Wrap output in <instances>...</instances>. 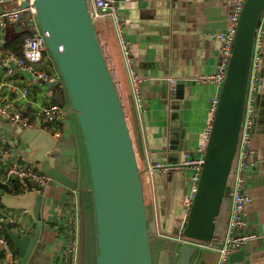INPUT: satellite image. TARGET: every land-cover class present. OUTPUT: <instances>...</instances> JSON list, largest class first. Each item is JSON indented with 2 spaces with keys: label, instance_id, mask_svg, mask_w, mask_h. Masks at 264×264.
I'll list each match as a JSON object with an SVG mask.
<instances>
[{
  "label": "crops",
  "instance_id": "0c3cea01",
  "mask_svg": "<svg viewBox=\"0 0 264 264\" xmlns=\"http://www.w3.org/2000/svg\"><path fill=\"white\" fill-rule=\"evenodd\" d=\"M235 1L140 0L121 3L124 37L135 58L134 68L144 79L138 93L134 92L131 83L116 24L111 18L101 19L97 24V32L125 109L139 164L144 171L143 176H146L144 193L152 240L158 237L177 242L176 251L184 239L183 226L191 210L188 201L195 186L193 178L196 174L194 169L180 165L185 154L194 153L204 141L210 121L211 98L221 92L216 82L205 79L216 76L223 65V42L218 34L226 35L229 31ZM19 4L5 1L0 6L8 11L18 8ZM14 26L9 24L5 28ZM259 28L262 45L257 114L252 137L254 153L245 184L252 201L244 211V231L260 235L264 233V18ZM3 29L0 30V102H14L23 114L32 116V128H37L41 122L38 114L41 107L57 102L58 85L50 86L38 81L26 71L17 70L14 76L7 75L3 60L8 54L15 53L14 47L20 36L11 39L13 31L10 29L7 35ZM46 56L42 67L55 68L52 58ZM178 83L184 85L180 110L182 135L178 148L172 150L171 97L176 90L173 84ZM24 87L30 90L27 101L21 95ZM69 107L65 105V119L59 137L60 154L56 162L61 171L78 182V189L72 190L52 182L43 202L41 235L27 264H66V260L70 264H77L78 252L74 259L68 251L71 248L74 252L77 240L81 241L80 201L83 194L91 192L84 147ZM17 128V124L0 117V179L4 176L5 168L27 160L24 157L27 146L17 134ZM149 157L168 164L169 172L158 171L151 175L147 164ZM1 207L6 210L0 217L3 227L0 232L5 237L8 235L11 239L9 231L17 236L34 235L35 220L31 214L9 209L3 204ZM231 207L232 199L229 198L223 204L217 220V241L226 238ZM7 213L14 217L13 224L5 221ZM11 245L12 255L0 249V264L18 263L20 250L14 242ZM170 259V253L163 251L157 264H171ZM217 260L216 251H205L194 264H217ZM229 264H264L262 241L258 238L242 250L234 251Z\"/></svg>",
  "mask_w": 264,
  "mask_h": 264
},
{
  "label": "water",
  "instance_id": "95a60500",
  "mask_svg": "<svg viewBox=\"0 0 264 264\" xmlns=\"http://www.w3.org/2000/svg\"><path fill=\"white\" fill-rule=\"evenodd\" d=\"M30 7L37 28L27 29L28 21L23 15L14 27L3 30L7 35L10 29L13 31L11 39L19 37L25 30L34 36L41 33L62 78L87 162L95 217L96 262L154 264L144 171L97 32L100 20L92 17V5L88 0H23L18 8ZM28 13L26 10V15ZM263 18L264 0H246L197 192L183 226V237L191 242L180 244L176 264H194L203 252L214 251L201 244L212 243L216 238L217 219L224 199L231 197L232 166L244 117L255 39ZM173 87L176 90L171 97L170 147L176 150L182 135L180 110L184 85L178 83ZM17 134L27 146L24 157L37 165L39 171L52 182L78 189V182L57 167L60 138L43 128L41 122L37 128L19 125ZM49 188L41 194L13 195L0 191V203L9 209L27 211L35 220L32 237L17 236L9 231L20 250L17 264L28 263L39 241L43 226L42 207Z\"/></svg>",
  "mask_w": 264,
  "mask_h": 264
},
{
  "label": "built area",
  "instance_id": "2783aa9c",
  "mask_svg": "<svg viewBox=\"0 0 264 264\" xmlns=\"http://www.w3.org/2000/svg\"><path fill=\"white\" fill-rule=\"evenodd\" d=\"M5 1H16L21 3L23 0H0V4ZM88 1L92 5L91 14L95 20L98 21L104 18H111L116 24L122 41L123 55L129 68L131 83L134 92L138 93V90L144 79L136 72L134 68L135 58L131 55L129 44L124 37L123 21L120 14V4L140 0ZM245 2L246 0L235 1L234 11L230 15L231 27L229 31L226 33V35L218 34V37L223 42V65L216 76L205 79L216 82L220 89H222L223 83L225 81L229 62L233 54L237 25ZM26 10L29 11L27 15ZM23 15H25V18L28 21L27 29L37 28V21L33 15V8L30 7L28 9L17 8L16 10H3V12L0 13V30L9 24L19 23L22 20ZM261 45L262 32L259 28L257 30L254 44L244 117L240 130L237 151L232 166L233 184L230 197L232 199V207L228 222L227 235L222 241H217L215 238L212 243L201 244L205 248H209L217 252V264H229V258L234 251L242 250L253 240L258 238L262 241L264 247V233L259 235L244 231L246 226L244 211L247 204L252 201L251 197L246 192L245 184L247 172L251 166L250 160L254 153L252 147V137L255 125V117L257 114V100L260 86L259 62ZM46 55H49V52L43 35L41 33H39L37 36L30 34V36L24 40L21 53L19 55L16 53L8 54L3 60V65L7 67L8 76H14L17 73V70H20L21 72L26 71L33 75V77L38 81L51 83L53 85L55 84L58 85V87L63 88L64 85L59 72H57L54 68L45 69L42 67V64H44V62L47 60ZM171 82L174 83L173 80ZM220 94L211 98L209 106L210 121L204 141L199 144L194 153L187 152L185 154L184 161L180 165L183 168H191L196 171V174L193 178L195 186L188 201V207L190 209L193 205L200 174L205 163L208 140L219 106ZM21 95L23 99L27 101L29 99L30 90L27 87L22 88ZM38 114L40 116L42 127L47 129L53 136L59 138L61 135L60 128L63 120L65 119V107L58 102H52L48 105L42 106ZM0 117L24 128H32L34 125L32 122V116L23 117L22 110L19 109L14 102H0ZM147 164L148 172L151 175L158 171L167 173L170 170V166L168 164L155 161L151 157L148 158ZM0 184L6 186L18 185L22 189L23 193L35 192L41 194L46 188L51 187L52 180L47 175L39 171L35 164L28 160H22L15 162L5 168L4 176L2 179H0ZM4 212H6V210L0 206V217L4 215ZM4 218L7 223L13 224L14 217L12 215L7 213L6 217ZM2 229L3 227L0 223V231ZM182 242L191 241L184 238ZM0 249L7 255L13 254L12 245L2 232H0ZM68 253L71 257L74 256L73 249L69 248Z\"/></svg>",
  "mask_w": 264,
  "mask_h": 264
},
{
  "label": "trees",
  "instance_id": "16d2710c",
  "mask_svg": "<svg viewBox=\"0 0 264 264\" xmlns=\"http://www.w3.org/2000/svg\"><path fill=\"white\" fill-rule=\"evenodd\" d=\"M28 36H30V33L28 32V30H25L20 35V37L16 41L17 43L15 44V47H14L16 54L19 55L21 53L24 40ZM49 56H50V54H49ZM53 63L55 65L54 60H53ZM54 69L58 72L56 65H55ZM62 83H63V81H62ZM56 92H57L56 101L58 103H60L61 105H63L64 107H65V105L70 106L69 96H68V93H67L66 89L64 88V86H63V88L57 87ZM26 116L27 115L23 114V117H26ZM0 191L6 192L9 194H13V195L23 193L22 189L18 185L6 186V185L0 184ZM228 200H229V198L224 199L223 204L226 203ZM0 206H2V204H0ZM80 207L82 210L81 222H82L83 232L81 233L80 251H78L77 264H97V262H96L97 252H96L95 217H94L93 197H92L91 193L82 195V198L80 201ZM215 236L217 237L216 234H215ZM6 238H7V240H9L10 243L13 244V241L8 237V235H6ZM177 245H178L177 242H172L169 240H165V239L155 237L152 240L154 264H157V262L160 258V254L163 251H168V253H170V256H171V259H170L171 264H176L178 257H179L178 250H179V246H180L179 245L177 247V251H176ZM66 264H70V261L66 260Z\"/></svg>",
  "mask_w": 264,
  "mask_h": 264
},
{
  "label": "rangeland",
  "instance_id": "374dc122",
  "mask_svg": "<svg viewBox=\"0 0 264 264\" xmlns=\"http://www.w3.org/2000/svg\"><path fill=\"white\" fill-rule=\"evenodd\" d=\"M145 177L146 176H143V182H144V186H145V190H146V180H145ZM71 244H73V243H71ZM74 247H75V249H74V254H73L74 256H73V258L75 259V256H76L77 252L80 251V242L78 240H77V243L74 245Z\"/></svg>",
  "mask_w": 264,
  "mask_h": 264
}]
</instances>
